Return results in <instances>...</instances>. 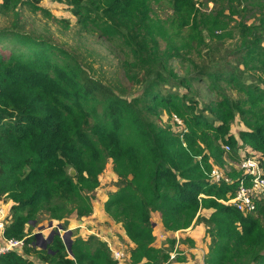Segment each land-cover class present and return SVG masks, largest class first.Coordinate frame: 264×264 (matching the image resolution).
Segmentation results:
<instances>
[{"label":"trees","instance_id":"1","mask_svg":"<svg viewBox=\"0 0 264 264\" xmlns=\"http://www.w3.org/2000/svg\"><path fill=\"white\" fill-rule=\"evenodd\" d=\"M58 1L81 30L117 44L124 76L138 90L120 93L72 50L26 31L21 8L42 12L40 0L0 1V15L9 18L0 27V200L11 202L4 235L26 241L21 251L1 255L0 264H34L32 257L46 264H118L95 229L71 232V255L58 233L46 249L35 246L31 233L43 213L63 229L91 216L92 192L108 161L118 180L102 208L134 243L131 264L168 258L172 246H152L155 212L166 230L205 224L203 264H264V201L252 213L220 201L235 193L242 177L236 168L228 171L229 182L209 179L223 165L224 144L264 170V1L257 0L250 22L233 26L231 16L240 14L233 2L247 0H216L211 14L193 0ZM161 4L172 9L165 20L152 16ZM227 38L235 39L230 47ZM173 59L192 69L177 73ZM197 82L213 93L209 101ZM162 113L179 119L181 131L158 123ZM71 213L76 218L68 219Z\"/></svg>","mask_w":264,"mask_h":264},{"label":"rangeland","instance_id":"2","mask_svg":"<svg viewBox=\"0 0 264 264\" xmlns=\"http://www.w3.org/2000/svg\"><path fill=\"white\" fill-rule=\"evenodd\" d=\"M193 1L195 7H197L200 12L204 14H211L216 8L219 7V3L216 0ZM248 1L249 0L246 2L242 1L241 3H238L237 1L233 2L240 10V14L231 16L232 20L230 21V26L235 25L236 21L238 20L244 19L245 21L250 22L254 18V15L258 12V8L256 6L257 0H251L252 4ZM39 5L43 6L45 10L41 12L40 10L32 9L30 6H24L21 8V17L25 22L24 29L26 31L42 34L44 37L52 39L64 48L72 50L79 57V59L92 67L94 76L100 78L104 83L115 88L120 93H123L127 96L138 90V85H133L124 76L121 62L125 56L124 52L118 49L117 44L113 46L111 43L100 38L98 34L81 30L79 25L76 23L75 16H73L68 10V5L65 4V2H60L58 0H40ZM154 10L155 12L152 16L158 18L159 20H165L172 15V9L165 4L154 6ZM8 21L9 18L0 15V27L8 25ZM64 21H67V23ZM234 40L235 39L227 38L225 40V47L232 46ZM161 45L164 46V42L162 40ZM192 57L194 61L198 60L196 55H193ZM171 64L174 70L179 74H183L192 69L190 62L186 60L173 59L171 60ZM195 86L199 89L200 96L204 101H209L212 98L213 93L207 90L206 84L204 82H197L195 83ZM156 120L162 125H170L172 130L176 133L181 131V121H176L174 117H169L166 113L160 114ZM238 128L239 125L236 124L233 131H237ZM240 154L241 151L239 149H236V152L235 150L232 151L231 149L228 152H224L225 159L223 161V165L220 167L227 172L236 168ZM99 179L100 185L98 189L92 192V198L94 202L95 199L96 202H104L105 199H107L108 194L116 189L118 175L112 167L111 162L108 161L105 164ZM0 201L8 209L11 203L10 200L2 197ZM99 211L101 212V209ZM153 217H155V215H153ZM72 218H76L74 213L68 215V219L71 220ZM108 218L109 216L105 215V219H100L99 216L93 212L89 217H82V224L74 228L72 227V231L74 233H88L87 231L93 230L94 222V229L99 233L107 228L113 230L115 223L112 222L111 224V221L107 220ZM47 223V214L43 213L41 215V220L34 224L32 232L36 230L37 226L46 225ZM199 224H201V226L197 228L199 231L203 232L204 235L198 246L205 249L206 246L208 247L209 238L205 235V224ZM73 225V222L67 223L65 229H71L70 226ZM183 239L184 238H182V240ZM186 248H189V245H186ZM179 251L180 249L178 244V254L176 255V258L180 254ZM176 258L174 260H176Z\"/></svg>","mask_w":264,"mask_h":264},{"label":"built area","instance_id":"3","mask_svg":"<svg viewBox=\"0 0 264 264\" xmlns=\"http://www.w3.org/2000/svg\"><path fill=\"white\" fill-rule=\"evenodd\" d=\"M176 121H180L175 118ZM223 149L225 152L230 150V147L227 144H224ZM238 171H241V176L238 179L237 186L235 188V193L233 196L220 200L222 203L226 205H232L238 211L243 213H252L255 211L256 204L258 201H264V170L258 160L251 156H244L239 158L238 164L236 166ZM209 179L211 182L218 183L220 181L229 182L232 179L229 177L228 172L223 168L214 166L209 173ZM7 215L8 209L6 206L0 201V256L8 253L10 251H21L23 246L26 244L25 237L23 238H14V237H6L4 235L5 227L7 226ZM53 223V222H52ZM54 223L53 225H56ZM49 230V229H48ZM58 230V228H57ZM63 230H58V235L62 239ZM88 233H92V231H87ZM98 232V231H97ZM101 239H103L111 253V256L115 260H121L125 258L126 254L121 249H116L112 247L110 242L107 239H104L105 235L102 233H97ZM178 238H176L177 242ZM66 248V247H65ZM177 243L174 247L168 252V258L163 264H171L172 261L176 258L177 255Z\"/></svg>","mask_w":264,"mask_h":264},{"label":"crops","instance_id":"4","mask_svg":"<svg viewBox=\"0 0 264 264\" xmlns=\"http://www.w3.org/2000/svg\"><path fill=\"white\" fill-rule=\"evenodd\" d=\"M96 202V199H95ZM103 202L99 201L94 204V213L99 216L100 219H105V215H107L105 212H103ZM101 209V212L99 211ZM155 215V217H153ZM151 217L152 226H153V235L155 236V240L152 243L153 247L157 248H165L168 247L172 248L177 243V246L179 244V256H177L176 260L172 261V264H203L204 255L207 252L208 247L206 248H200L198 246L199 242L202 241L203 232L199 231L197 227L201 226V224H197L193 227V224L185 229H180L176 231L172 230H166L161 222V216L158 212H155ZM115 223L110 217L107 219ZM74 223L73 226H70V230L72 231V227L79 226V224L75 223L74 221H71ZM95 226V222L93 224V229ZM98 226V225H96ZM76 229V228H75ZM49 230L43 231V235L46 236ZM35 231L32 232L35 233ZM73 232V231H72ZM184 232V233H182ZM93 233V232H92ZM102 235H105L104 239H107L112 247L116 249H121L126 254L125 258L118 261V264H131L128 262L127 258V252L129 249L133 248L134 243L131 242L123 232L122 227L120 224L115 223L114 229L107 228L104 231L100 232ZM176 238H178L176 242ZM182 238H184L182 240ZM170 241V242H169ZM173 241V245L170 243ZM188 243V244H186ZM186 245H189V248H186ZM170 251V250H169ZM33 258L34 264H46L43 261L39 260L36 257ZM140 264V263H137Z\"/></svg>","mask_w":264,"mask_h":264},{"label":"water","instance_id":"5","mask_svg":"<svg viewBox=\"0 0 264 264\" xmlns=\"http://www.w3.org/2000/svg\"><path fill=\"white\" fill-rule=\"evenodd\" d=\"M69 173L73 175L75 171L73 169L69 170ZM35 224V222H34ZM63 230L62 226L58 223L56 225H53L52 221H48L46 225H40L36 227V232L34 235L36 236V241H35V246L40 249H46L47 244L51 241L54 233H58V230ZM48 233L46 236L43 235V231L48 230ZM71 230L70 229H65L62 233V241L66 247V250L69 255H71V250H70V235H71Z\"/></svg>","mask_w":264,"mask_h":264},{"label":"clouds","instance_id":"6","mask_svg":"<svg viewBox=\"0 0 264 264\" xmlns=\"http://www.w3.org/2000/svg\"><path fill=\"white\" fill-rule=\"evenodd\" d=\"M34 234V233H33Z\"/></svg>","mask_w":264,"mask_h":264}]
</instances>
